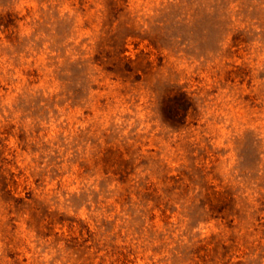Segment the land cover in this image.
<instances>
[{
    "label": "rangeland",
    "instance_id": "obj_1",
    "mask_svg": "<svg viewBox=\"0 0 264 264\" xmlns=\"http://www.w3.org/2000/svg\"><path fill=\"white\" fill-rule=\"evenodd\" d=\"M0 264H264V0H0Z\"/></svg>",
    "mask_w": 264,
    "mask_h": 264
}]
</instances>
